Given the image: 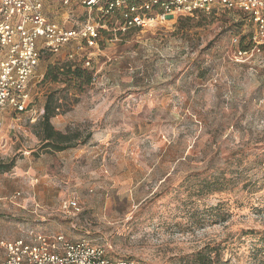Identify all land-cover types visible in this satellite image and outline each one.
<instances>
[{"label":"rangeland","instance_id":"obj_1","mask_svg":"<svg viewBox=\"0 0 264 264\" xmlns=\"http://www.w3.org/2000/svg\"><path fill=\"white\" fill-rule=\"evenodd\" d=\"M44 13L72 28L83 9L47 0ZM254 32L247 13L212 5L94 48L71 41L43 53L28 108L2 116L0 160L16 163L0 175V239L63 234L112 260L178 264L243 229L258 236L232 264H252L249 250L264 238V188L249 191L264 168V45L237 53L253 48ZM86 61L89 85L44 81L49 67ZM54 90L64 91L51 124L83 142L60 153L35 135ZM218 204L224 223L213 217Z\"/></svg>","mask_w":264,"mask_h":264},{"label":"built area","instance_id":"obj_2","mask_svg":"<svg viewBox=\"0 0 264 264\" xmlns=\"http://www.w3.org/2000/svg\"><path fill=\"white\" fill-rule=\"evenodd\" d=\"M64 6L79 3L82 22L65 28L49 20L47 0H0V132L3 113H23L29 106V85L43 53L55 55L71 41L97 47L103 36L115 37L131 29H145L174 16L192 15L212 5L248 14L255 28L253 48L239 51L242 57L264 45V0H61ZM68 15L66 19H68ZM69 20V19H68ZM89 67V61L84 63ZM67 208L78 212L75 200ZM0 264H136L108 257L100 246L86 240L72 242L63 234L34 233L14 241L0 239Z\"/></svg>","mask_w":264,"mask_h":264},{"label":"trees","instance_id":"obj_3","mask_svg":"<svg viewBox=\"0 0 264 264\" xmlns=\"http://www.w3.org/2000/svg\"><path fill=\"white\" fill-rule=\"evenodd\" d=\"M254 45V44H253ZM241 52L249 51V47L242 46ZM85 62H79L78 64H65L60 68L55 66L49 67L44 81L57 84L73 83L81 87L82 85H89L92 80V74L84 66ZM60 77V78H59ZM64 90L49 91L45 103L43 106V114L36 125V137L41 144L40 148L44 151L52 153H60L65 150L75 148L79 143L80 134L77 132H61L54 128L51 124V119L58 115V101L59 95ZM15 159L8 161L0 160V175L9 173L15 167ZM263 164V163H262ZM250 187L254 185H260L264 188V168L263 176L258 183L249 184ZM252 190H249L253 193ZM224 205L218 204L213 208V217L216 222H226L230 217V214L224 210ZM258 233L253 230H243L222 239L218 242L207 243L199 248L191 255H187L179 258L178 264H232L233 260L239 252L240 246L245 243L246 237H257ZM258 243L264 244V238H260L256 244H254L249 250V260L252 264H264V246H258Z\"/></svg>","mask_w":264,"mask_h":264},{"label":"crops","instance_id":"obj_4","mask_svg":"<svg viewBox=\"0 0 264 264\" xmlns=\"http://www.w3.org/2000/svg\"><path fill=\"white\" fill-rule=\"evenodd\" d=\"M56 130H58V131H61L60 129H57V128H55ZM62 132V131H61Z\"/></svg>","mask_w":264,"mask_h":264}]
</instances>
